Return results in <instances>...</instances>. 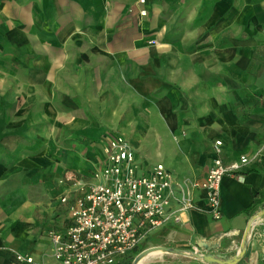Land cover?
Instances as JSON below:
<instances>
[{
    "label": "crops",
    "instance_id": "0c3cea01",
    "mask_svg": "<svg viewBox=\"0 0 264 264\" xmlns=\"http://www.w3.org/2000/svg\"><path fill=\"white\" fill-rule=\"evenodd\" d=\"M118 136L193 204L152 231L143 246L171 252L146 264H264V0H0V264L55 263L62 197ZM241 155L214 219L204 178Z\"/></svg>",
    "mask_w": 264,
    "mask_h": 264
},
{
    "label": "built area",
    "instance_id": "2783aa9c",
    "mask_svg": "<svg viewBox=\"0 0 264 264\" xmlns=\"http://www.w3.org/2000/svg\"><path fill=\"white\" fill-rule=\"evenodd\" d=\"M146 13L140 10L141 15ZM221 146V140L214 141L216 153ZM105 155L94 182L84 185L77 180L72 196L62 197L70 218L63 230L49 233L54 264H121L131 256L134 259V251L153 230L180 221L181 214L193 208L186 196L177 193L173 174L162 164L140 169L134 150L122 137L108 143ZM248 161L246 155L229 162L218 156L213 159L202 187L214 219L221 217L222 179L243 173ZM18 259L32 261L30 257Z\"/></svg>",
    "mask_w": 264,
    "mask_h": 264
},
{
    "label": "rangeland",
    "instance_id": "374dc122",
    "mask_svg": "<svg viewBox=\"0 0 264 264\" xmlns=\"http://www.w3.org/2000/svg\"><path fill=\"white\" fill-rule=\"evenodd\" d=\"M106 81H107V84H104V86H107L109 83H110V78L109 79H106ZM108 97L110 98L111 97V95H110V93H109V95H108ZM255 97V96H254ZM102 105H100L99 107H101ZM100 110V109H99ZM101 112L102 113H100V111L99 112H96L97 113V115H98V117L99 118H102V122H101V125L102 126H105V130H109L110 128L109 127H107L105 124H106V120H104L106 117H107V112H106V110H102L101 109ZM128 114V112L127 111H125V110H121L120 111V122H119V124H120V126L117 128V129H119V130H121V131H123L124 130V126H126L128 123H127V120H126V118H124V117H126V115ZM101 126V127H102ZM70 146H72V147H76V145H75V143H71V145ZM138 151V150H137ZM138 156H140L141 157V159L142 160H145V161H150L151 162V160H149V159H147L145 156H143L139 151H138ZM172 171V170H171ZM90 172V171H89ZM172 173H173V176L175 177V180L177 181L178 179H181V178H179V176L176 174V173H174L173 171H172ZM91 174L90 173H88V174H84V179H87V180H90V179H92V176H90ZM70 175H68L67 173L66 174H64L63 176H62V180H66V181H68V177H69ZM78 176H80V175H78ZM83 181V180H82ZM182 185V187L179 185V186H177L178 188H177V191L180 193V191H179V187L181 188V192H183V190H184V192H186L187 190H186V188H183L184 187V185H183V183H181ZM177 192V193H178ZM252 230V229H251ZM146 245L147 244H145L143 247H146ZM142 247V248H143ZM141 248V249H142ZM140 249V250H141ZM139 250V251H140ZM191 254V256H194L192 253H190ZM132 263V262H131ZM130 263V264H131ZM122 264H128L127 262H123Z\"/></svg>",
    "mask_w": 264,
    "mask_h": 264
},
{
    "label": "bare ground",
    "instance_id": "6f19581e",
    "mask_svg": "<svg viewBox=\"0 0 264 264\" xmlns=\"http://www.w3.org/2000/svg\"><path fill=\"white\" fill-rule=\"evenodd\" d=\"M255 218L252 217L250 223L247 226V229H251L252 224H253V220ZM164 252L170 253L171 251H169L168 249L165 248H157V247H153V246H147V247H143L135 256L134 259L132 261L131 264H146L150 261H153L156 259V255H161Z\"/></svg>",
    "mask_w": 264,
    "mask_h": 264
},
{
    "label": "trees",
    "instance_id": "16d2710c",
    "mask_svg": "<svg viewBox=\"0 0 264 264\" xmlns=\"http://www.w3.org/2000/svg\"><path fill=\"white\" fill-rule=\"evenodd\" d=\"M142 247H140V248H138V249H136L135 251H134V255H136L138 252H139V250L141 249ZM133 257L131 256V257H129L128 258V260L126 261L128 264H130L133 260Z\"/></svg>",
    "mask_w": 264,
    "mask_h": 264
},
{
    "label": "water",
    "instance_id": "95a60500",
    "mask_svg": "<svg viewBox=\"0 0 264 264\" xmlns=\"http://www.w3.org/2000/svg\"><path fill=\"white\" fill-rule=\"evenodd\" d=\"M250 221H251V219H250ZM253 221H254V220H253ZM249 223H250V222H249ZM249 223H248V224H249ZM247 226H248V225H247ZM251 228H252V227H251ZM247 230L249 231V230H251V229H247Z\"/></svg>",
    "mask_w": 264,
    "mask_h": 264
}]
</instances>
